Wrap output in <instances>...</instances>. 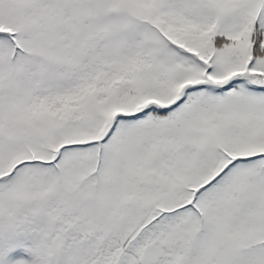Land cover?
<instances>
[{
    "label": "snow or ice",
    "instance_id": "obj_1",
    "mask_svg": "<svg viewBox=\"0 0 264 264\" xmlns=\"http://www.w3.org/2000/svg\"><path fill=\"white\" fill-rule=\"evenodd\" d=\"M0 264H264V0H0Z\"/></svg>",
    "mask_w": 264,
    "mask_h": 264
}]
</instances>
